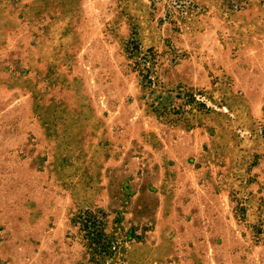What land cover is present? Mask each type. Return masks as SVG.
I'll list each match as a JSON object with an SVG mask.
<instances>
[{
  "label": "rangeland",
  "instance_id": "obj_1",
  "mask_svg": "<svg viewBox=\"0 0 264 264\" xmlns=\"http://www.w3.org/2000/svg\"><path fill=\"white\" fill-rule=\"evenodd\" d=\"M0 264H264V0H0Z\"/></svg>",
  "mask_w": 264,
  "mask_h": 264
},
{
  "label": "trees",
  "instance_id": "obj_2",
  "mask_svg": "<svg viewBox=\"0 0 264 264\" xmlns=\"http://www.w3.org/2000/svg\"><path fill=\"white\" fill-rule=\"evenodd\" d=\"M80 224L90 237L92 244H97V247L102 251L104 245H110V242L105 240L98 230L97 221L91 217L80 218ZM102 246V247H101Z\"/></svg>",
  "mask_w": 264,
  "mask_h": 264
}]
</instances>
